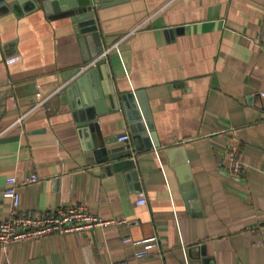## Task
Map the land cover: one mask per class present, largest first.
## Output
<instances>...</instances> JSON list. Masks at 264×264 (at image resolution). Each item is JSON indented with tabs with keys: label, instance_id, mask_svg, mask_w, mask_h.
Wrapping results in <instances>:
<instances>
[{
	"label": "crops",
	"instance_id": "crops-1",
	"mask_svg": "<svg viewBox=\"0 0 264 264\" xmlns=\"http://www.w3.org/2000/svg\"><path fill=\"white\" fill-rule=\"evenodd\" d=\"M96 19L104 49L112 46L104 60L114 90H143L160 145L107 172L59 93L92 46L69 17L1 12L0 132L28 113L0 136V220L14 176L20 209L79 203L130 223L16 242L0 248V264H264V0H124L97 8ZM14 54L21 59L6 64ZM98 128L111 145L127 133L132 147L122 109L99 116Z\"/></svg>",
	"mask_w": 264,
	"mask_h": 264
},
{
	"label": "water",
	"instance_id": "water-1",
	"mask_svg": "<svg viewBox=\"0 0 264 264\" xmlns=\"http://www.w3.org/2000/svg\"><path fill=\"white\" fill-rule=\"evenodd\" d=\"M121 1L124 0H0V13L15 11L21 6L25 11L41 8L51 18L69 17L81 41H87L93 48L83 57L88 63L104 50L97 25V8ZM79 70L81 68L69 71L71 75L77 73V76L59 93L62 99H70L75 121L84 134H91L90 141L85 140V147L95 155L98 163H109L106 165L107 172L130 169L135 163L133 153L160 145L143 90L117 94L104 59ZM86 81L90 82L91 89H88ZM118 109L123 110L128 121L132 147L129 141L111 145V137H104L98 128L99 116ZM4 140L6 138H0V141ZM130 173L132 177H137L136 170Z\"/></svg>",
	"mask_w": 264,
	"mask_h": 264
},
{
	"label": "built area",
	"instance_id": "built-area-1",
	"mask_svg": "<svg viewBox=\"0 0 264 264\" xmlns=\"http://www.w3.org/2000/svg\"><path fill=\"white\" fill-rule=\"evenodd\" d=\"M116 45V43L114 44ZM112 49L107 47L99 54L95 59L91 60L81 69L94 65L98 60L104 59L106 54ZM21 59L20 54H14L5 58V63L10 64ZM264 97V93H261ZM44 98L38 102L37 106L42 107ZM37 102V101H36ZM28 112L21 113L17 119L9 124L5 130L0 132V136L20 123ZM120 141H128L129 135L127 133L118 137ZM229 158L228 172L237 176L241 174L242 163L237 155L236 147L230 146L227 152ZM37 179V175L32 173L29 177L24 179V182L34 181ZM18 182L14 176H9L6 179L5 188L2 190L4 197L11 201L12 209L7 216L0 220V248L7 245L26 241L39 239L52 234H65L68 232L84 231L94 226L104 225L107 223H130L125 218H111L109 220H103L98 216L92 214L82 204H70L67 206L57 207L53 211L37 212L35 214L25 209L19 208V190ZM146 203L145 194L140 192L136 204L141 205ZM154 239V238H151ZM128 241V240H127ZM154 241V240H151ZM156 242L149 244L148 246L155 245ZM148 254L146 249L135 252L136 257H143ZM108 264H126L125 262L115 261ZM185 264H189L185 260Z\"/></svg>",
	"mask_w": 264,
	"mask_h": 264
}]
</instances>
